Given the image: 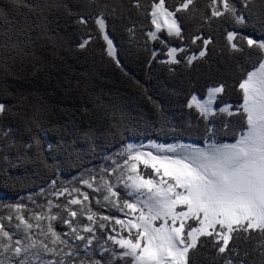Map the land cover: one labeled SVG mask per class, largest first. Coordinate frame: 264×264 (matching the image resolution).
Wrapping results in <instances>:
<instances>
[{"label": "trees", "instance_id": "16d2710c", "mask_svg": "<svg viewBox=\"0 0 264 264\" xmlns=\"http://www.w3.org/2000/svg\"><path fill=\"white\" fill-rule=\"evenodd\" d=\"M151 2L139 0L137 10L133 0H19L15 7L0 0V104L5 105L0 112V206L22 201L32 209L46 205L47 198L63 205L64 196L49 197L61 187L99 195L82 189L80 178H99L101 169L114 167L129 141L203 146L207 128L215 132L208 133L209 140L233 141L239 117L216 113L205 120L188 106V99H203L208 87L223 83L226 87L214 106L223 102L235 111L241 100L235 85L257 56L247 47L243 53L229 54L226 30L236 27L241 34L259 38L264 28L255 21L226 24L223 18H211L209 25L199 15L190 19L176 13L177 0H164L178 19L181 37L160 32L159 39L151 41V19L144 11ZM207 2L195 0L210 17ZM253 3L260 5L261 0ZM100 12L115 59L108 55L95 22ZM193 35L201 38L193 43ZM203 38H210L205 56L188 64L186 57L198 56ZM161 40L182 48L176 63L161 61L167 50ZM85 41L84 48L78 47ZM91 206L118 218L102 199L99 205L91 201ZM114 222L104 223L107 227ZM94 228L92 258L107 264L108 257L98 250L107 242L105 233ZM230 247L239 254H217L205 247L193 254L195 264H264L258 234L247 240L241 234ZM77 252L76 264L91 255L83 246ZM112 264L125 262L116 257Z\"/></svg>", "mask_w": 264, "mask_h": 264}, {"label": "snow or ice", "instance_id": "6c2138e0", "mask_svg": "<svg viewBox=\"0 0 264 264\" xmlns=\"http://www.w3.org/2000/svg\"><path fill=\"white\" fill-rule=\"evenodd\" d=\"M18 3L19 0H9L11 7ZM133 6L140 10L139 0H133ZM205 9L210 11V17L197 8L195 0H177L175 4L176 13H184L190 19L199 15L209 25L211 18H223L226 24L242 26L255 21L264 28V0L260 5L253 0H208ZM144 11L151 19L152 29L147 32L150 40L159 38L156 33L160 29L169 37H181L178 19L164 0H152L150 10ZM102 17L100 12L95 22L108 44V55L115 59L112 43L104 34ZM80 22L86 23L83 18ZM200 38L193 35V43ZM224 38L229 54L243 53L247 47L257 56L235 85L241 94L235 111L223 102L218 110L239 117L233 124V141L209 140L208 133L215 136V132L207 128L202 147L179 142L150 143L149 151L145 152L140 146L128 144L120 153V160L113 161L115 166L101 169L99 178L94 174L80 178V184L99 195L90 196L78 187H61L51 191L49 197L59 198L67 193L63 205L51 198H47L46 205H35L32 209L26 208L22 201L7 205L8 213L0 215V264H69V261L76 264L73 254L79 259L77 249L81 246L91 255L80 259L79 264H105L103 258H92L96 254L93 225L105 233L106 241L115 245V248L99 245L98 250L108 257L107 264H112L116 257L125 264L129 258L130 264H195L193 254L205 247L217 254L231 251L238 255V249L231 248L230 241L241 234L245 240L258 234L260 254L264 257V36L253 38L232 27L226 30ZM86 43L78 47L84 48ZM209 43L210 38H203L199 57L205 56L204 46ZM181 50L169 47L168 62L176 63L173 54ZM196 59V53L186 57L188 64ZM225 87L223 83L208 87L203 100L193 95L188 106L195 107L207 120L216 111L213 107L216 94ZM4 110L5 105L0 104V112ZM228 123L225 122L226 130ZM140 165L151 171L141 174ZM101 199L121 211L127 208L126 215L131 218L122 220L94 210L91 201L99 205ZM81 216L87 223L80 220ZM113 220L117 227L111 223L106 227L104 222ZM56 221H61L67 232L59 233L54 227ZM117 232L128 235L112 234Z\"/></svg>", "mask_w": 264, "mask_h": 264}, {"label": "rangeland", "instance_id": "374dc122", "mask_svg": "<svg viewBox=\"0 0 264 264\" xmlns=\"http://www.w3.org/2000/svg\"><path fill=\"white\" fill-rule=\"evenodd\" d=\"M178 26H179V24H178ZM160 32H164L165 34H167L163 29H160L157 33H156V35L159 37V33ZM106 36H107V34H106V32L104 33ZM108 37V36H107ZM102 38L104 39V37L102 36ZM108 39L111 41V43H112V50H113V52H114V46H113V42H112V40L108 37ZM159 39V38H158ZM153 40H156V39H151V41H153ZM104 41H105V39H104ZM105 43H106V45H107V51H108V44H107V42L105 41ZM164 44L166 45L167 43H165L164 42ZM167 46V50H166V52H165V58L164 59H162L161 61L162 62H164V63H167V64H171L170 62H168V48L169 47H173V46H170V45H166ZM173 48H176V47H173ZM180 49H182V48H180ZM180 51H177V52H175L174 54H173V57H174V59L177 61V58H176V55H177V53H179ZM197 57H199V56H197ZM207 95V94H206ZM198 98V97H197ZM199 99V98H198ZM199 100H202V99H199ZM216 100H217V98H216ZM215 100V101H216ZM215 101H214V103H215ZM213 107H215L214 106V104H213ZM211 116H213L211 113L209 114V117H208V119L211 117ZM150 143H152V144H162V143H160V142H144V144L143 143H140V144H138V143H135V142H132V141H130V142H128V144H132V145H137V146H140V148H141V151H145V152H147V151H149V148H148V145L150 144ZM127 144V145H128ZM183 144H192V143H183ZM165 145V144H164ZM193 145H195V144H193ZM197 146V145H196ZM198 147H202V146H198ZM126 148V147H125ZM153 151V154L155 153V150L153 149L152 150ZM139 171L141 172V174H146V173H148V172H150L151 171V169L149 168V169H146V168H144L143 167V165H140L139 166ZM82 189H86V190H88V191H92V189H89V188H87L86 186H84V185H82ZM66 199H67V194L64 196V198H63V200L66 202ZM30 203H32V202H29L28 204H30ZM106 203V202H105ZM7 205H4V206H0V215H6L7 213H8V208L6 207ZM108 206L112 209V211H114V213H116L117 215H118V219H122V220H127V219H130L129 218V216L130 215H126L127 213H129V210L127 209V208H124L123 209V211H121L119 208H117L116 206H114V205H109L108 204ZM73 207H76V208H78V206H73ZM27 208V207H26ZM97 220H99V217H97L96 218ZM80 220L83 222V223H87V221L86 220H84V218L81 216L80 217ZM5 224H7V221H5L4 222ZM94 226H97V225H93V227ZM54 227H55V229L59 232V233H61V234H63V233H65V232H67V228H66V226L65 225H63V223L62 222H60V221H56V222H54ZM113 227H117L116 225H115V222H114V224H113ZM112 232V230H110V232L109 233H111ZM112 234H115V235H120V234H126V235H128V233H126V232H124V233H119V232H117V233H112ZM95 237H96V235H95ZM96 239V238H95ZM94 239V240H95ZM93 240V241H94ZM71 241V240H70ZM72 242V241H71ZM76 242H78V241H76ZM76 242H74V243H76ZM106 246L107 247H111V246H115V245H112L111 244V242L110 241H107L106 242ZM116 250H118L119 251V249H116ZM50 258V257H49ZM117 258H119V257H117ZM129 260H130V258H129ZM130 263V262H129ZM128 263V264H129Z\"/></svg>", "mask_w": 264, "mask_h": 264}, {"label": "crops", "instance_id": "0c3cea01", "mask_svg": "<svg viewBox=\"0 0 264 264\" xmlns=\"http://www.w3.org/2000/svg\"><path fill=\"white\" fill-rule=\"evenodd\" d=\"M219 94H221V93H219ZM219 94H217L216 96H217V98H218V95ZM200 99V98H199ZM203 100V99H202ZM213 104H214V102H213ZM228 107H229V109L231 110V104H226ZM221 107V106H220ZM220 107H214V109H216V111H214L213 113H211L212 115H214V114H216V113H220L218 110H219V108ZM232 111V110H231ZM225 115H227V113H224ZM130 142V141H129ZM230 143V142H229ZM127 144H128V142L126 143V146H127ZM138 144H140V143H138ZM144 144V143H143ZM155 154V153H154ZM129 218H131V216H129ZM130 264V263H129Z\"/></svg>", "mask_w": 264, "mask_h": 264}, {"label": "bare ground", "instance_id": "6f19581e", "mask_svg": "<svg viewBox=\"0 0 264 264\" xmlns=\"http://www.w3.org/2000/svg\"><path fill=\"white\" fill-rule=\"evenodd\" d=\"M208 94V93H207ZM217 95V94H216Z\"/></svg>", "mask_w": 264, "mask_h": 264}]
</instances>
